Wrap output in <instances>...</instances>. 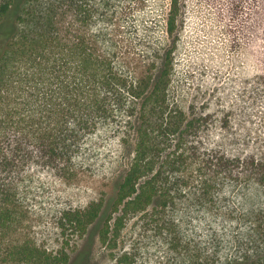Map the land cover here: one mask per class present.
I'll return each instance as SVG.
<instances>
[{"label":"trees","instance_id":"obj_1","mask_svg":"<svg viewBox=\"0 0 264 264\" xmlns=\"http://www.w3.org/2000/svg\"><path fill=\"white\" fill-rule=\"evenodd\" d=\"M247 1L237 28L255 74L250 99L238 101V115L231 116L264 124V0ZM87 2L0 0V231L15 228L23 214L19 186L34 166L74 181L100 150L93 139L104 137L118 140L126 169L106 196L60 213L57 245L13 236L2 245L0 236V255L13 264H70L75 242L99 224L98 239L114 264H135L132 248L121 249V235L130 218L150 216V225L165 231L172 247L185 249L190 264H264V203L247 209L243 202L250 187L264 194V140L255 150L211 154L199 141L206 122L201 112L171 103L182 0H169L170 43L159 64H144L129 41L117 39L118 28L91 29L97 8ZM220 184L241 196L224 197L229 204L217 199ZM181 200L217 207L218 226L236 228L218 229L222 250L213 239L191 248L175 216Z\"/></svg>","mask_w":264,"mask_h":264},{"label":"rangeland","instance_id":"obj_2","mask_svg":"<svg viewBox=\"0 0 264 264\" xmlns=\"http://www.w3.org/2000/svg\"><path fill=\"white\" fill-rule=\"evenodd\" d=\"M87 3L97 8L91 29L111 33L113 28H118L117 39L129 41L144 64L151 59L160 63L162 49L170 43L165 33L169 0H88ZM235 3H239V14L234 13ZM248 5L247 0H182L170 99L183 109L192 107L201 112L206 122L199 141L211 154L241 152L248 147L255 150L264 140L263 123L253 116H231L238 115V101L250 99L255 74L252 55L242 54L244 36L237 28L245 21ZM93 142L96 143L93 147H100L95 161L74 181L48 175L38 166L24 173L19 186L24 212L17 216L15 228L0 231V236H4L2 245L9 244L13 236L34 241L41 247H53L59 242L55 224L62 211L83 207L110 192L111 183L126 169L120 144L115 138L104 137ZM216 193L215 197L223 201L224 197L241 196L232 186L221 184ZM243 199L247 209H256L263 205L264 194L257 187H250ZM179 203L181 209L175 215L176 220L192 241V249L193 246L197 251L203 249L213 239L222 250L224 245L219 235L222 230L220 233L218 229L237 231L232 226H218L217 207L190 204L186 200ZM151 219L150 216L130 218L121 235V249L132 248L135 264H190L185 249L172 247L170 237L150 225ZM233 223L238 226L235 216ZM98 231L96 224L75 242L70 264H114L111 252L100 244ZM0 264L13 262L0 255Z\"/></svg>","mask_w":264,"mask_h":264}]
</instances>
